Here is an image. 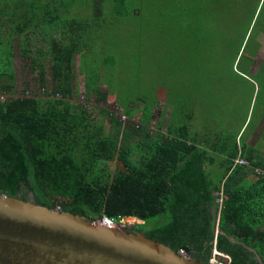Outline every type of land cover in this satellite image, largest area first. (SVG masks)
<instances>
[{"label": "trees", "instance_id": "trees-1", "mask_svg": "<svg viewBox=\"0 0 264 264\" xmlns=\"http://www.w3.org/2000/svg\"><path fill=\"white\" fill-rule=\"evenodd\" d=\"M65 1L17 0L16 9L2 12L0 194L92 221L136 217L144 222L132 227L137 233L178 253L184 249L203 264H209L215 243L233 264H264V172L251 177L253 169L264 171V154L245 152L252 167H234L237 147L216 179L207 170L215 157L201 147L189 125L177 124V109L168 134L162 133L164 114L155 136L144 127L155 111L144 110L139 129L112 117V126L119 128L112 131L104 118L98 121L87 107L74 104L76 57L82 60L88 49L82 22L71 18V2ZM53 29L60 32L51 38L46 69L36 44ZM14 38L23 61L38 72L44 98L31 90H26L31 98L11 95L16 87ZM85 92L87 102L108 103L95 68L85 71ZM2 94H7L4 102ZM57 94L63 99L53 98ZM123 112L128 122L136 115L135 110ZM139 134L141 142L129 143Z\"/></svg>", "mask_w": 264, "mask_h": 264}, {"label": "rangeland", "instance_id": "rangeland-1", "mask_svg": "<svg viewBox=\"0 0 264 264\" xmlns=\"http://www.w3.org/2000/svg\"><path fill=\"white\" fill-rule=\"evenodd\" d=\"M65 2H71V18L82 22L83 45L88 49L82 60L76 57L74 104L87 107L98 121L104 118L112 131L119 128L112 126L111 118L126 117L123 111L135 110V117L125 121L135 129L141 126L145 109L155 111L152 122L144 126L155 136L164 114L162 133L168 134L171 113L177 109V124L189 125L199 142L211 145L208 151L218 162L217 179L223 173L221 165L237 147L238 152L264 154V0ZM16 4L17 0H0V18ZM9 30L6 27L4 40ZM59 32L53 29L38 38L46 69L51 38L59 37ZM13 41L16 87L11 95L24 96L31 90L44 98L38 72L21 58L18 38ZM90 68H95L101 91L108 94L106 105L86 101L85 71ZM47 85L51 88L49 73ZM140 136H131L129 143L137 145ZM255 174L253 169L251 177ZM142 223L127 217L123 226ZM217 258L222 263L226 259Z\"/></svg>", "mask_w": 264, "mask_h": 264}, {"label": "water", "instance_id": "water-1", "mask_svg": "<svg viewBox=\"0 0 264 264\" xmlns=\"http://www.w3.org/2000/svg\"><path fill=\"white\" fill-rule=\"evenodd\" d=\"M0 264H203L123 225L0 194Z\"/></svg>", "mask_w": 264, "mask_h": 264}, {"label": "built area", "instance_id": "built-area-1", "mask_svg": "<svg viewBox=\"0 0 264 264\" xmlns=\"http://www.w3.org/2000/svg\"><path fill=\"white\" fill-rule=\"evenodd\" d=\"M41 93L45 94L46 93V89L45 88H42L41 89ZM32 94L31 92L27 91L26 94L24 96H19V95H14V98L17 99V98H31ZM56 98L59 99V100H62V95L60 94H57V95H53V98ZM7 98V94H2L1 96V100L4 102ZM119 119V122L120 123H123L125 124V121H127L126 117L120 115V118ZM239 154H237V157L234 159V167H238V166H246V167H252L250 161L248 159H246V156H245V153H243V151H239L238 152ZM255 172L256 173H263L264 171L262 169H255ZM222 200H223V192L221 193V199L218 200V202L220 204H222ZM222 205H220V208H221ZM220 217V213H219V216L218 218ZM101 220H104V221H107V222H110V223H114V224H117V225H123L124 223V220L125 218L123 217H118V218H110V217H107V216H104L102 218H100ZM217 234H218V231H217ZM216 242V241H215ZM215 250V251H214ZM213 250V253L214 255L212 254V256L217 259V261L215 259H212L211 258V261L210 263L213 264L215 261H216V264H233V259H231L230 256L228 255H224L222 253H219L215 247V249ZM217 256H224L226 259L225 261L222 263L219 261V259L217 258Z\"/></svg>", "mask_w": 264, "mask_h": 264}, {"label": "crops", "instance_id": "crops-1", "mask_svg": "<svg viewBox=\"0 0 264 264\" xmlns=\"http://www.w3.org/2000/svg\"><path fill=\"white\" fill-rule=\"evenodd\" d=\"M14 47H15V45H14ZM16 48V47H15ZM171 116H172V113H171ZM200 143H201V147H203L204 149H207V150H209V147L211 146V145H208V144H204V142L200 139ZM250 151H252L253 152V155H256L257 154V150H250ZM218 164V162H211L210 164H208L207 165V170L209 171V172H211V175H213V177H215L216 179H217V175H216V171L218 170V168H217V164ZM216 164V165H215ZM221 166H223V165H221ZM222 170H223V168H221ZM221 176V175H220ZM219 176V177H220Z\"/></svg>", "mask_w": 264, "mask_h": 264}, {"label": "flooded vegetation", "instance_id": "flooded-vegetation-1", "mask_svg": "<svg viewBox=\"0 0 264 264\" xmlns=\"http://www.w3.org/2000/svg\"><path fill=\"white\" fill-rule=\"evenodd\" d=\"M128 229L132 232H136L132 227H129Z\"/></svg>", "mask_w": 264, "mask_h": 264}]
</instances>
